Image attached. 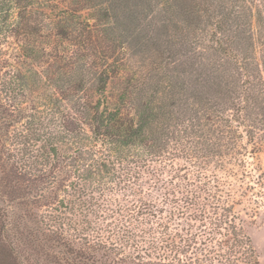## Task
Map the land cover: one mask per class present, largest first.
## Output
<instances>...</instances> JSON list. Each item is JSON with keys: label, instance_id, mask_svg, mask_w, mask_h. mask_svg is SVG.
I'll return each mask as SVG.
<instances>
[{"label": "trees", "instance_id": "trees-1", "mask_svg": "<svg viewBox=\"0 0 264 264\" xmlns=\"http://www.w3.org/2000/svg\"><path fill=\"white\" fill-rule=\"evenodd\" d=\"M131 1L0 0V36L10 33L17 57L32 61L28 83L19 70L5 86L17 96L28 85V109L16 104L8 113L0 104V239L16 264H258L246 227L264 209V175L248 172L237 155L241 135L214 141L215 132H225L196 113L205 85H219L211 71L195 69L188 26L199 0H174L177 18L158 39L146 37L141 15L133 33L152 60L138 62L137 75L112 96L110 78L130 65V56L127 36L104 23L129 19L138 11ZM82 9L98 11L90 19L112 33L113 48L125 56L94 78L51 82L42 69L50 57L45 35L70 39ZM185 43L192 82L186 87L183 77L166 72L155 77L175 52L185 54ZM183 66L174 63V71ZM127 106L133 116L123 113ZM169 112L183 119L172 137L159 135L156 125ZM5 258L0 254V264H14Z\"/></svg>", "mask_w": 264, "mask_h": 264}, {"label": "rangeland", "instance_id": "rangeland-1", "mask_svg": "<svg viewBox=\"0 0 264 264\" xmlns=\"http://www.w3.org/2000/svg\"><path fill=\"white\" fill-rule=\"evenodd\" d=\"M133 2L137 4L138 11L133 10L129 19L120 18L116 21L108 19V23H104L116 27L117 32L121 34V39L127 36L123 44L127 47V53L130 56V65L120 70L117 77L110 78L106 90L112 96L118 94L126 85L127 79L137 75L138 62L152 60L149 54L145 53L143 40L139 42L137 34L133 33L139 25L138 19L141 15L147 16L145 19L141 18L142 23L146 24L144 26L146 37L158 39V36L163 34V27L166 24L170 27V21L177 18L175 12H178V6L180 7L179 2L174 0H150L146 7L142 2L134 0L130 2L132 7H134ZM195 10L197 12L191 16L193 20L188 26L190 41L192 42L193 37L196 40L195 46L192 47L196 53L195 69L198 73L205 69L211 71L213 76H210V79L219 84L205 85L204 96L201 98L196 113H203L201 120L204 121L205 126H215L217 130L222 129L225 132L223 135L221 132H215L218 134L212 135L214 141L225 142L230 138L232 140L234 135L237 137L238 134L241 135L242 137L238 138L240 140L238 144H241L243 148L239 149L237 155L245 160V168L248 172L253 175L261 173L264 175V0H199ZM97 12L92 9L80 10L78 13L81 23L73 24V30L69 31L70 35L67 37L70 38L68 40L50 34L45 35L50 57L44 58L42 69L44 68L45 73L53 79L51 82L55 83L54 80L57 78H62L59 83L68 78H94V75H98L99 71L106 68L115 57L125 56L122 52H118V49L113 48L109 40L112 33H104L100 22L90 19V15L93 14L94 17L96 14L97 16ZM49 17L53 18V13L49 14ZM217 20H220V24ZM216 22L220 27L219 31L215 28ZM49 31L46 30V32ZM214 32H217V38L230 51H221L216 38V42L214 41ZM178 40L179 37H175L174 41ZM184 45L185 54L175 52L170 60L161 65L160 72H156L155 77L166 72L169 77L176 74L183 77L182 83L186 87L192 82L188 70L190 62L183 58L192 50L190 48L186 52L188 44ZM17 48L15 39L10 33L0 36V104L2 108L7 109L8 113L17 111L18 104L26 110L30 104L28 85L23 95L15 96L14 93H9L5 89L7 82L16 81L19 70L28 83L27 70L31 67L32 61L25 56L17 57ZM73 51H75L72 53L73 56H69ZM178 61L184 64L182 72L174 71V63ZM87 68L92 75L85 70ZM37 69L41 70V67L37 66ZM107 72L112 76L111 69ZM200 75L202 78L205 77V74ZM185 92L184 89L180 91L181 96H186ZM123 113L130 116L134 114L131 106L125 107ZM166 114L167 116L157 119L156 125L160 127L159 135L167 136L168 134L172 137V131L180 127L183 119L178 116L175 119L171 112ZM24 116L25 121L26 114ZM170 119L174 123H171ZM20 123L14 124L13 127H19ZM225 134L229 138H226ZM163 136H160L161 139ZM246 230L259 256L258 264H264V209L259 211L255 221L249 224ZM0 254L6 256L5 262L17 263V257L6 240L0 239Z\"/></svg>", "mask_w": 264, "mask_h": 264}]
</instances>
